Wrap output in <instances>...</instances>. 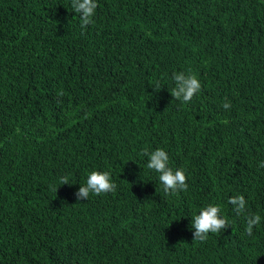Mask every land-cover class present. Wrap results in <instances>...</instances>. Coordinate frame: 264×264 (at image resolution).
I'll return each instance as SVG.
<instances>
[{
    "label": "trees",
    "instance_id": "16d2710c",
    "mask_svg": "<svg viewBox=\"0 0 264 264\" xmlns=\"http://www.w3.org/2000/svg\"><path fill=\"white\" fill-rule=\"evenodd\" d=\"M159 147L186 191L147 169ZM260 162L264 0H99L86 27L70 0H0V264H264V221L227 203L264 217ZM93 169L117 187L77 201ZM208 202L231 226L192 240Z\"/></svg>",
    "mask_w": 264,
    "mask_h": 264
},
{
    "label": "clouds",
    "instance_id": "9594fccd",
    "mask_svg": "<svg viewBox=\"0 0 264 264\" xmlns=\"http://www.w3.org/2000/svg\"><path fill=\"white\" fill-rule=\"evenodd\" d=\"M99 0H70L73 11L79 14L81 27H86L92 23L96 14ZM171 80L174 83L172 96L182 103L191 102L193 96L201 90L199 79L191 72L185 74L183 71L172 73ZM161 88V87H160ZM222 107L230 108V103L225 102ZM147 157L146 167L148 170L158 174V180L165 194L176 195L186 191V169L183 167L173 168L170 166L169 153L162 147L151 151H144ZM259 167L264 168V162H260ZM61 184H69L68 179L61 178ZM117 185L108 170L93 169L87 173L85 181L79 185L74 197L77 201L87 200L90 194L101 195L112 192ZM227 203L232 206L233 213L240 217L244 216L246 223L245 231L250 235L255 226L264 221V217L259 214H248L246 212L247 201L241 194L230 196ZM231 226V221L225 216L222 205L208 202L201 206L194 215L190 217L189 229L192 240L204 242L209 234H217Z\"/></svg>",
    "mask_w": 264,
    "mask_h": 264
}]
</instances>
